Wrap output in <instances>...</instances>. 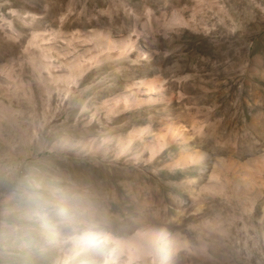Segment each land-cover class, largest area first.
<instances>
[{"label": "rangeland", "instance_id": "374dc122", "mask_svg": "<svg viewBox=\"0 0 264 264\" xmlns=\"http://www.w3.org/2000/svg\"><path fill=\"white\" fill-rule=\"evenodd\" d=\"M0 264H264V0H0Z\"/></svg>", "mask_w": 264, "mask_h": 264}]
</instances>
